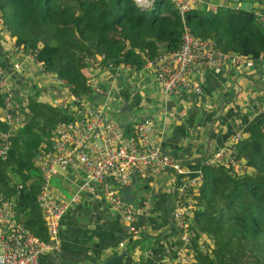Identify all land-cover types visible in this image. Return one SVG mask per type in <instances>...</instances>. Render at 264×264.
I'll return each instance as SVG.
<instances>
[{"label":"trees","instance_id":"1","mask_svg":"<svg viewBox=\"0 0 264 264\" xmlns=\"http://www.w3.org/2000/svg\"><path fill=\"white\" fill-rule=\"evenodd\" d=\"M224 4H223V3ZM261 5L264 0H214L217 9L197 5L185 22L200 39L214 40L223 53H240L264 61V27L258 10L236 9L234 3ZM0 17L18 47L38 52L47 70L66 80L78 97L95 98L87 87L86 57L103 64L121 62L135 71L145 67L147 52L181 48L183 18L173 0H154L150 8L135 0H0ZM91 74V73H90ZM129 108L145 99L121 92ZM4 107L0 95V110ZM28 121L14 138L9 159L0 163V194L15 201L18 218L30 233L47 241L48 232L38 204L42 179L35 151L51 148L54 129L73 119L66 111L34 99L28 101ZM8 127L0 122V132ZM238 158L245 172L233 176L228 167L202 169L194 230L212 238L208 250L195 240V264H264V119L243 131Z\"/></svg>","mask_w":264,"mask_h":264},{"label":"built area","instance_id":"2","mask_svg":"<svg viewBox=\"0 0 264 264\" xmlns=\"http://www.w3.org/2000/svg\"><path fill=\"white\" fill-rule=\"evenodd\" d=\"M135 1L141 7H147L152 6L154 0ZM173 1L183 18L181 48L176 51L161 48L154 56L147 52L144 56L145 69L156 74L164 95L178 93L181 88L200 95L208 70L239 68L248 58L240 53H223L214 40H203L195 36L185 22L186 13L197 5H208L216 11L214 0ZM256 19L264 27L262 11L257 13ZM0 32L9 35L1 17ZM14 47L23 55V62L33 64L35 73L40 75L44 82L48 81L47 86L58 95L53 104L64 109L73 121L60 123L54 129L51 148L43 144L41 149L34 153L35 166L42 179L38 204L46 222L48 240L43 241L30 233L24 221L18 218L15 201L0 194V264H41L43 256L60 251L62 221L71 202L53 191L52 180L70 168L84 173L85 180L81 190L95 197L103 196L113 213L128 225L133 237L138 233L135 226L137 212L126 202L125 190L134 177L173 172L176 186L173 198V226L178 232L173 263L195 264L197 237H200V249L204 252H207L208 243L212 240L207 234L198 235L194 230L200 187L204 183L202 171L190 174L177 160L165 155L154 136L150 120L135 122L134 134L127 135L118 121L107 118L103 109L90 105L85 97L75 96L66 80L49 72L38 59V52L27 51L23 46L18 47L16 42ZM85 62L91 68L87 87L103 96L108 95L111 88L107 89L99 81L101 77L114 81L125 74L126 70H134L130 65L121 62L106 65L101 59L93 57H86ZM14 69L21 71L22 64L16 63ZM0 95L4 100L0 122L8 127L6 131L0 132L2 163L8 161L13 140L20 129L26 126L28 118L24 103L13 85L12 75L8 73L1 59ZM258 108L264 115V100L258 103ZM243 139V134L237 133L231 144L212 153L203 167H228L233 176L243 174L245 167L237 156V146Z\"/></svg>","mask_w":264,"mask_h":264},{"label":"crops","instance_id":"3","mask_svg":"<svg viewBox=\"0 0 264 264\" xmlns=\"http://www.w3.org/2000/svg\"><path fill=\"white\" fill-rule=\"evenodd\" d=\"M232 6L249 11L255 8L258 12L262 7L249 2ZM10 38L0 32V59L12 75L25 110L31 99L53 105L58 95L35 73L33 64L23 62V55L14 47L15 40ZM16 63L22 64L21 71H15ZM90 70L88 67V75ZM103 78L108 79L101 77L99 81L111 91L106 96L92 92L95 98L90 105L118 121L127 135L134 134L135 122L150 120L165 155L177 160L190 174L202 171L208 157L228 147L237 133L264 119L258 108L264 100L262 60H247L239 68L208 70L200 95L184 88L164 95L156 74L145 67L141 71L126 70L111 81V86L102 82ZM122 79L129 87L114 91L112 88ZM39 81L43 87L41 99L32 95L30 87L37 86ZM123 90L145 99L143 107L129 108L121 95ZM49 92L54 96L51 100L45 99ZM114 96L116 102L111 103L109 98ZM84 180V173L75 168L53 178V191L70 201L71 206L62 221L60 251L43 256L41 264H174L178 232L173 226V172L136 177L125 190L126 202L137 212L138 233L134 237L103 196L95 197L81 190Z\"/></svg>","mask_w":264,"mask_h":264},{"label":"rangeland","instance_id":"4","mask_svg":"<svg viewBox=\"0 0 264 264\" xmlns=\"http://www.w3.org/2000/svg\"><path fill=\"white\" fill-rule=\"evenodd\" d=\"M101 81L102 82H105V84L106 85H109V86H111V79L108 81V79H106V78H103V79H101ZM45 83H46V85L48 84V81H45ZM117 84H118V86L117 87H113L112 89L114 90V91H119V88L120 87H123V88H125V86H127V87H129L128 85H127V83H126V81H125V79H122V80H119L118 82H117ZM42 85V82L41 81H39L38 82V84H37V86H34V85H31L30 87H31V92H32V95H34V96H36V98L37 99H41V97L43 96L42 95V93H43V87L41 86ZM106 87V86H105ZM106 88H108V87H106ZM52 93V92H51ZM50 92H49V97H46L48 94L47 93H45L46 95H45V99H52V98H54V96H53V94H51ZM85 99H86V101L89 103V104H94V101H93V98H90L89 96H85ZM37 101V100H36ZM109 101L111 102V103H113V102H116V99H115V96L114 97H112V98H109ZM39 102V101H38Z\"/></svg>","mask_w":264,"mask_h":264},{"label":"water","instance_id":"5","mask_svg":"<svg viewBox=\"0 0 264 264\" xmlns=\"http://www.w3.org/2000/svg\"><path fill=\"white\" fill-rule=\"evenodd\" d=\"M235 1H238V0H235ZM147 7H149V6H147ZM150 7H151V6H150ZM150 7H149V8H150ZM133 181H134V182L136 181V177L133 178Z\"/></svg>","mask_w":264,"mask_h":264},{"label":"clouds","instance_id":"6","mask_svg":"<svg viewBox=\"0 0 264 264\" xmlns=\"http://www.w3.org/2000/svg\"><path fill=\"white\" fill-rule=\"evenodd\" d=\"M150 7V6H149ZM149 7H144V8H149Z\"/></svg>","mask_w":264,"mask_h":264}]
</instances>
